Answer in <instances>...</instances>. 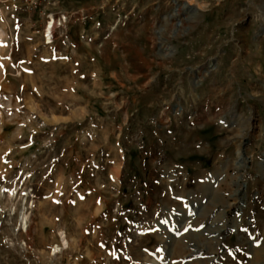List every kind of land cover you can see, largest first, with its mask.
<instances>
[{
  "label": "rangeland",
  "instance_id": "rangeland-1",
  "mask_svg": "<svg viewBox=\"0 0 264 264\" xmlns=\"http://www.w3.org/2000/svg\"><path fill=\"white\" fill-rule=\"evenodd\" d=\"M0 264H264V0H0Z\"/></svg>",
  "mask_w": 264,
  "mask_h": 264
},
{
  "label": "built area",
  "instance_id": "built-area-1",
  "mask_svg": "<svg viewBox=\"0 0 264 264\" xmlns=\"http://www.w3.org/2000/svg\"><path fill=\"white\" fill-rule=\"evenodd\" d=\"M65 22H66V18H65V20L58 19V21H56V19H52L51 21L48 22L46 29H45V32H44L45 33V39L47 42H49V40L54 41L53 38H54V33H55L56 29L61 28ZM47 46H49V45H47Z\"/></svg>",
  "mask_w": 264,
  "mask_h": 264
},
{
  "label": "bare ground",
  "instance_id": "bare-ground-1",
  "mask_svg": "<svg viewBox=\"0 0 264 264\" xmlns=\"http://www.w3.org/2000/svg\"><path fill=\"white\" fill-rule=\"evenodd\" d=\"M54 43V41H50L49 40V42H47L45 45L47 46V45H51V44H53Z\"/></svg>",
  "mask_w": 264,
  "mask_h": 264
},
{
  "label": "water",
  "instance_id": "water-1",
  "mask_svg": "<svg viewBox=\"0 0 264 264\" xmlns=\"http://www.w3.org/2000/svg\"><path fill=\"white\" fill-rule=\"evenodd\" d=\"M240 179V178H239Z\"/></svg>",
  "mask_w": 264,
  "mask_h": 264
}]
</instances>
